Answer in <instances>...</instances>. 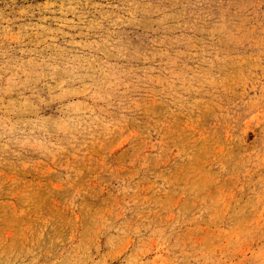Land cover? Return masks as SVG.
<instances>
[{
  "label": "rangeland",
  "instance_id": "rangeland-1",
  "mask_svg": "<svg viewBox=\"0 0 264 264\" xmlns=\"http://www.w3.org/2000/svg\"><path fill=\"white\" fill-rule=\"evenodd\" d=\"M0 264H264V0H0Z\"/></svg>",
  "mask_w": 264,
  "mask_h": 264
}]
</instances>
